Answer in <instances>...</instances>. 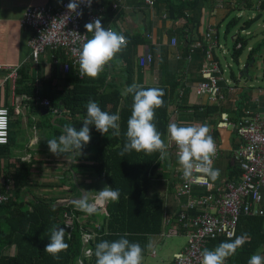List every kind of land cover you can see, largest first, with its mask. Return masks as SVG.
Instances as JSON below:
<instances>
[{
    "label": "crops",
    "instance_id": "0c3cea01",
    "mask_svg": "<svg viewBox=\"0 0 264 264\" xmlns=\"http://www.w3.org/2000/svg\"><path fill=\"white\" fill-rule=\"evenodd\" d=\"M61 1L63 0H0V104L10 109L11 121L14 120L15 115L23 116L21 128H13V124L10 121V143L7 147L8 153L2 157L1 161L0 187L10 190L13 197L21 195L25 201L33 200L35 196H45L46 192L49 193V196L61 197L65 195L68 197L66 199L74 197L71 190L62 192V189H67L68 186L66 184L60 187L57 186L58 179L63 177L64 171L67 170L68 164L71 162L72 155H53L49 151L47 144V139H54L55 134L54 128H48L49 122L53 123L55 119L59 118V115L55 114L56 111L48 114L47 111L42 109L44 107L42 106V101L47 99L50 88L57 91L63 89L65 86L67 75L65 76L63 73L61 64L66 62V58L61 56V52L59 51L53 52L48 50L41 55L39 63L35 64L32 61L29 45L32 31L21 25V20L29 5L46 3L57 5ZM235 1L237 2L238 0ZM255 1L258 2L259 0ZM135 4L134 0L123 3L121 13L117 14L112 22L113 30L121 34L124 32L131 34L148 32L152 35L151 39H146L145 44L138 45L135 48L134 60L137 61V58L144 54L146 49H149L155 56L154 62L150 67L145 69L137 67L134 80L140 85L168 86L173 83L174 77H181L183 85L175 93L177 102L190 106L203 104L216 107L217 110L207 116L202 115L201 111L192 112V110H187L185 113L176 112L172 115L171 122L185 125L179 122L178 116L181 113L184 114V117H186V114L192 115L189 124H207L211 130L210 135L223 149L222 155L213 163V168L220 171V175L215 181L239 179L240 171L232 159V150L235 144L239 142V138L229 128L221 129L217 124L225 115L232 122L236 120L239 116V100L246 102V105H243L241 110L247 106L250 109L264 113V95H259L256 89L249 90L248 84H245L244 87H239L236 83H233V91L228 92L227 86L221 83L223 98H217L213 101L209 100L208 96L202 98L197 96L195 93L196 83H193V81L201 77L200 70L204 60L201 49L204 47L203 43H206L205 32L207 27L208 25L214 27L216 31L215 35L219 42L217 29L220 24L216 27L215 25L225 16L224 9L229 6V3H224V0H214L208 2L207 6H201L195 14L196 19H198L196 27L193 26L180 41L174 32L175 25L166 20L165 13L160 15L155 10L154 4L149 5L146 1L140 5ZM211 22L215 23L210 24ZM171 36H176L177 38L175 47H171L170 45ZM185 39L188 41L187 47L189 53L183 57L182 41ZM214 53L216 55L215 50ZM111 61L112 63L109 62L103 71H106V69L111 71L110 69H112L113 77L121 78L120 73L124 70V66H122L120 60L118 62L115 58ZM113 64L114 68H117L116 70L112 68ZM10 68H25L27 70L26 75L29 77V88L32 87L34 91L40 93V97L42 98L35 95L29 96L26 91L16 93L17 85L12 86L11 81L7 79ZM79 71L76 70L75 73ZM48 85L50 86L49 88ZM24 89L27 90L25 86ZM49 119L51 120L48 121ZM213 133H217V135L214 136ZM163 139H166V144L169 143L168 134ZM219 139H223V141L220 142ZM17 144L19 145V149L23 147L25 155L21 156V154H18L17 156H12L11 149L13 146H17ZM167 151L168 157L154 173V178L148 191L149 195L158 196L162 200V230L160 233L150 235L147 238L145 241L144 257L148 253H151L152 256L156 255L153 251V246L151 248L148 247L155 236H162L164 239L176 234L187 235L183 228L175 224V221H173V224L166 223V218L176 215L181 208V200L185 201L186 199L182 197L178 200L175 196L174 168L179 165L178 158L172 154L171 146L168 147ZM26 163H28L26 167L28 175L24 177L25 180H19L20 190L17 193L16 182L13 177L14 174L18 173L21 165ZM78 178L83 184L89 178L101 180L98 176L86 172L78 173ZM50 179L52 180L51 182H49ZM47 180L48 182H46ZM43 186H51L50 189L52 190L46 189L47 191L45 190V192L44 189L42 190ZM167 188H172L173 192L169 193ZM84 190H87L90 199L96 193V191L92 188L89 189V187ZM81 192V196H83L84 192ZM24 208H31V206L26 203L24 204ZM72 209H77L75 204ZM69 213L71 212L68 211L64 219L57 223V226L60 227L69 226L66 229L67 236H70L74 225V216ZM94 216H97L96 219H98L94 223L96 233L102 230L103 216H108L107 204L96 214L87 215L81 211V214L76 216V218L80 222H85L89 218L93 219ZM7 217L5 212L0 211L1 264H13V261L18 258L27 260L28 264H61L59 259L54 258L51 254H45L43 248L44 236L42 234L25 235L13 232L11 222L5 220ZM172 226H175L177 230ZM89 230L93 231L94 229L89 227ZM261 232L264 234V228L261 229ZM92 235L90 232L82 230L79 255L75 258H70L69 255L66 264H84V258L89 257L90 250L92 252V244H90ZM29 237H34V239ZM210 243L214 248L216 245H219V243L214 241H210L208 244ZM75 245L78 246L77 244ZM257 253L264 255V241L257 246L254 254ZM247 257L244 255L243 258L247 261ZM171 263L173 264L172 261ZM227 263L228 260H226Z\"/></svg>",
    "mask_w": 264,
    "mask_h": 264
},
{
    "label": "trees",
    "instance_id": "16d2710c",
    "mask_svg": "<svg viewBox=\"0 0 264 264\" xmlns=\"http://www.w3.org/2000/svg\"><path fill=\"white\" fill-rule=\"evenodd\" d=\"M133 0H101L100 5L104 7V12L101 16V24L106 29L112 27V22L115 16L121 13L123 3ZM135 5H140L145 0H134ZM214 0H153L155 10L160 14H166V20L175 25V35L180 39L184 38V35L196 27L198 19H196V12L201 6H207L208 2ZM210 6V5H209ZM233 8L240 10L244 9H257L258 14L264 11V0H238L235 6H227L224 9V15L231 11ZM216 24L218 26L221 21ZM240 17H234L229 20L226 24L225 33L230 28L239 23ZM252 19H248L244 22L245 26L250 23ZM90 22L87 14L83 15V29L84 25ZM180 24V25H178ZM244 26V27H245ZM243 27V28H244ZM148 32H140L131 34L124 32L123 35L127 38L128 43L125 48L117 53L114 58L124 66L122 70L121 78L113 77L112 69H106L102 71L97 78H90L83 75L82 73L76 72L72 69L66 76L65 86L61 90H53L50 88L47 94L49 106L43 107L44 111L48 114H52L56 111V115L59 118L55 119L54 122H49L48 128H54L55 134L54 139L58 138L63 133L65 125L74 126L77 129L82 127V121L87 114L86 104L89 100L95 101L99 104L103 111L110 114L118 113L120 120L118 121L119 135L112 134V130H109L108 134L101 135L96 131L93 126L91 129V141L83 147L81 153L78 151L72 152V159L69 162L67 170L64 171L62 178L58 179L57 186H63L66 182H71L73 179L77 185L81 186V182L78 178V173L86 172L92 173L98 176L101 180L105 181L108 186L112 188H118L120 190L119 200L116 202H109L107 204L108 216H103L102 230L95 233V220L87 219L85 222H80L76 216L81 214V211L72 209L75 204L74 201L68 202L64 205H56V202L65 200L66 197L56 196H35L33 200L25 201L21 195L12 198L6 203L0 204V211L7 214L6 221L11 222V228L13 232H18L25 235H31L38 233L42 234L44 245L43 248L49 243L50 229L57 223L64 219L65 214L70 211L74 216V225L71 229L70 236L65 235V242L69 245L66 251L59 253V260L61 264H66L68 256L75 258L79 255V249L81 246L80 236L82 230L93 234L90 239L92 244V253L89 257L84 258V264H96V258L94 255V249L96 244L101 241L108 240L114 241L120 238L123 234L127 233V239L130 242H137L144 249L145 254V241L150 235H155L161 232L162 228V200L158 196H151L148 191L151 187L154 173L158 167L165 161L159 160V153L146 154L145 152L132 151L121 156L119 153L123 149V145L126 142V131L127 121L131 115L133 95H123L125 88L133 83L137 82L134 80L136 68L139 67L135 59V48L138 45L145 44ZM89 39L92 37V33H87ZM234 44L231 53V57L236 65H239V58H241L244 50L248 47V41L243 36L233 35ZM183 42V57L188 53V41L185 39ZM241 42L242 47L236 49V44ZM185 43V45H184ZM204 47L202 55L205 57V50L207 44L203 43ZM61 56L62 53H61ZM155 57V56H154ZM213 59L218 60L217 56L213 51ZM112 63V61H110ZM254 62V50L251 51L246 69L240 70L244 76H247L248 69ZM114 68V64L112 66ZM148 68V67H146ZM115 70L117 68H114ZM145 69V68H142ZM26 69L22 68L19 70V78L16 81V93L27 92L29 96L35 95L40 97V93L34 91V89L28 86L29 77L26 75ZM76 74V75H75ZM82 75V78L79 77ZM184 78V76H183ZM230 78L237 82V77L230 74ZM202 78L193 81L196 85L201 82ZM27 83V84H26ZM140 85V84H138ZM183 85L181 77H174L173 83L168 86L162 85H141L144 88L158 87L164 90L165 95L163 97L164 106L155 110V120L157 130L162 134V138L167 135V126L171 122V117L176 112L185 113L187 110L192 112L201 111L202 115H209L213 111L217 110L216 107L208 105H187L177 102L175 98L176 90ZM24 86L27 88L24 89ZM21 87V88H20ZM23 87V88H22ZM50 86L48 85V88ZM42 98V97H40ZM238 115L242 111L241 108L246 102H238ZM241 110V111H240ZM52 119V117H50ZM207 118V117H206ZM49 119L48 121H50ZM214 134V133H213ZM217 135L214 134V136ZM236 145V144H235ZM7 145L0 146V170L2 157L8 153ZM28 163L22 164L18 169V173L14 174V180L16 182L17 190H20L19 180H25L24 177L28 175L26 167ZM67 185V184H66ZM68 186V185H67ZM1 190H5L1 188ZM62 189L63 191L70 190ZM21 197V198H20ZM28 203L31 208H24V204ZM93 221V222H92ZM243 225V226H242ZM93 228V231L89 230ZM264 228L263 216H246L242 215L239 218L235 233L232 239L236 236H240L247 233L249 240L240 248L237 249L235 255L229 257L227 264H248V259L254 254L259 244L264 241V234L261 229ZM94 232V233H93ZM33 238L34 237H29ZM230 242L229 238L220 236L212 242ZM78 246H76L75 244ZM45 254H49L45 252ZM244 255L248 258L247 261L243 258ZM33 262V261H32ZM1 264V263H0ZM13 264H28L27 260L15 259Z\"/></svg>",
    "mask_w": 264,
    "mask_h": 264
},
{
    "label": "built area",
    "instance_id": "2783aa9c",
    "mask_svg": "<svg viewBox=\"0 0 264 264\" xmlns=\"http://www.w3.org/2000/svg\"><path fill=\"white\" fill-rule=\"evenodd\" d=\"M145 1L149 5L154 4L153 0ZM69 2L70 0H63L57 5L31 4L21 20V25L32 31L29 39L32 61L38 64L41 55L48 50L59 51L66 58V62L61 64L64 74H68L71 68L80 70L77 50L89 39L83 29V15L87 14L88 19L93 21L101 18L103 13L101 0H92L91 7L80 3L77 10L82 11L80 16L68 12L66 6ZM228 2L230 6L236 4L235 0ZM108 28L113 30L111 26ZM215 33L214 27L208 25L205 32L207 47L200 70L202 80L195 87L197 96H208V99L213 101L223 98L221 83L227 86L228 92L234 89V85H230L231 80L223 77L220 62L213 59L215 48L222 49ZM147 37L151 39L152 35L147 33ZM176 44V36H171V47ZM241 47V42L236 44V49ZM153 62L154 55L149 49L137 58L140 68L150 67ZM19 70L9 69L7 79L11 81L12 86H15L19 78ZM79 77L82 78V75ZM260 79L264 81V76H260ZM252 87L248 86V89H256L259 95H264V87ZM42 106H49V101L44 99ZM10 121V109L0 104V146L10 143ZM217 125L221 129L229 128L239 138L232 150V159L240 171L239 179L213 181L204 176L199 182L186 181L180 166H175V196L178 200L182 197L186 199L181 200L180 210L176 215L167 217L166 223L173 224L175 221V224L186 231L188 241L183 251L172 259L173 264H201V254L207 249L208 243L220 236L229 237V233H235L240 216L264 217V113L246 106L235 121H230L225 115ZM215 143L217 151L213 163L220 155L219 144L216 141ZM171 150L178 158V149L174 144L171 145ZM195 175L203 176L200 173ZM12 198L14 197L10 190L0 189V204ZM172 227L177 230L175 226Z\"/></svg>",
    "mask_w": 264,
    "mask_h": 264
},
{
    "label": "clouds",
    "instance_id": "9594fccd",
    "mask_svg": "<svg viewBox=\"0 0 264 264\" xmlns=\"http://www.w3.org/2000/svg\"><path fill=\"white\" fill-rule=\"evenodd\" d=\"M92 0H70L67 4L69 13L82 15L77 11L80 3L91 7ZM67 17V16H65ZM87 33H92L78 51L80 73L90 78H97L104 67L127 46V38L111 28H105L101 19L97 18L84 25ZM133 95L131 115L127 121L126 142L119 153L124 156L132 151L145 152L146 154L159 153V160L168 157V147L174 144L178 149V164L182 169L186 181L199 182L204 176L215 181L220 175L219 169L212 167L213 157L217 148L210 128L207 124L178 125L170 122L167 126L168 140L166 144L162 134L157 130L155 110L164 106L165 92L158 87L144 88L133 83L127 86L123 95ZM87 114L82 121V127L65 125L63 133L55 139H47L49 151L56 156L71 154L81 150L91 141V129L105 135L112 130V134L119 135L120 116L118 113L110 114L103 111L99 104L89 100L86 104ZM203 174L195 175V174ZM84 195L76 200L75 207L87 215L96 214L109 202H116L120 197V190L105 185L96 191L90 199L87 190L82 189ZM69 226H53L50 231L49 243L44 251L54 258H59V253L66 251L69 245L65 242L66 229ZM127 233L114 241L104 240L96 244L94 255L96 264H142L144 249L137 242H130ZM234 233H229V241L221 242L213 250L204 249L201 264H226V260L235 255L238 248L242 247L249 236L244 233L232 239ZM152 247L151 244L148 245ZM89 254H93L91 250ZM248 264H264V255L253 254L248 259Z\"/></svg>",
    "mask_w": 264,
    "mask_h": 264
},
{
    "label": "rangeland",
    "instance_id": "374dc122",
    "mask_svg": "<svg viewBox=\"0 0 264 264\" xmlns=\"http://www.w3.org/2000/svg\"><path fill=\"white\" fill-rule=\"evenodd\" d=\"M224 3L228 4L229 2L228 0H224ZM258 13L259 11L257 9L240 10L233 8L231 11L227 12L226 16H224L217 29L219 42L222 44L224 53H222V50H219L218 48H215V51L223 70L222 75L225 79L231 80L230 85H233L234 82L230 78V74L233 73V75L237 77L236 84L239 87H244L245 84H248L250 87H252L251 85H254L252 88H258L259 86L264 87V81L260 79V76H264V11L261 12V16L258 18V20L255 21L248 29H243L245 26L244 22L248 19L255 18ZM234 17H240L239 23L233 25L230 30L225 33L227 22ZM213 23L215 22H211L210 24ZM233 35L243 36L248 41V47L244 50L241 58H239V65H236L231 57L234 44ZM252 50H254V62L248 69V75L240 78V70H243L247 66L248 57ZM185 116L186 117H184V114L180 113L178 117L180 124L184 123L186 126L191 122L192 115L186 114ZM22 121V115H15L14 120L11 121L13 128H21ZM164 140L166 142V139ZM219 141L222 142L223 139H219ZM18 146L19 145L17 144V146L12 147V156H17L18 154H21V156L25 155V150L23 147L19 149ZM222 152L223 149H221L220 145L219 157L222 155ZM51 181L52 180L50 179L49 182ZM46 182H48V180ZM66 184L71 188L70 190L74 194V197H81L82 189H88L89 187V189L92 188L94 191H99L105 185H107L105 181L96 180L95 178H89L85 184L81 183V186L77 185L74 179L71 182H66ZM50 187L51 186H43L42 190H52ZM167 189L169 190V193L173 192L172 188ZM47 193L48 192H46L44 195L49 196V193ZM187 240L188 237L186 234L171 235L169 237H165L164 239L162 236H155L151 242V245L153 246V251L156 253V255L152 256L151 253H148L144 257L142 264H172V259L181 253L182 248H184L187 243ZM212 248H214V246L211 243L208 244L207 249L211 250Z\"/></svg>",
    "mask_w": 264,
    "mask_h": 264
},
{
    "label": "water",
    "instance_id": "95a60500",
    "mask_svg": "<svg viewBox=\"0 0 264 264\" xmlns=\"http://www.w3.org/2000/svg\"><path fill=\"white\" fill-rule=\"evenodd\" d=\"M261 16V14H258L255 18L252 19V21H250L249 24H247L243 29H248L255 21L258 20V18ZM247 67V66H246ZM246 67L244 69H246ZM244 74L243 73H239V77H243ZM82 197V196H81ZM81 197H73V198H70V199H65V200H61V201H58L56 202V204L58 205H63V204H67L68 202H71V201H74V200H77Z\"/></svg>",
    "mask_w": 264,
    "mask_h": 264
}]
</instances>
